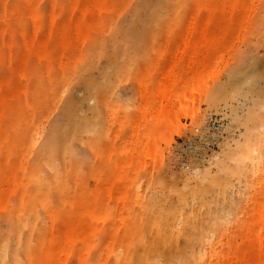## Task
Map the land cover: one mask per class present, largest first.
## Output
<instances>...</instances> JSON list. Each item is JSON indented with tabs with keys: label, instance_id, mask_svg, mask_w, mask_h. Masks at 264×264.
Segmentation results:
<instances>
[{
	"label": "rangeland",
	"instance_id": "1",
	"mask_svg": "<svg viewBox=\"0 0 264 264\" xmlns=\"http://www.w3.org/2000/svg\"><path fill=\"white\" fill-rule=\"evenodd\" d=\"M169 76L191 116L132 169ZM0 108V264L264 257V0H0ZM68 216L95 231L68 244Z\"/></svg>",
	"mask_w": 264,
	"mask_h": 264
},
{
	"label": "bare ground",
	"instance_id": "2",
	"mask_svg": "<svg viewBox=\"0 0 264 264\" xmlns=\"http://www.w3.org/2000/svg\"><path fill=\"white\" fill-rule=\"evenodd\" d=\"M204 46L203 43H200V45L194 46L195 49H197L196 52L202 50V47ZM187 47L185 46V49ZM212 48H213V44H212ZM209 50V48H208ZM185 51V50H183ZM182 51V52H183ZM207 54V53H206ZM204 54V55H206ZM204 57V56H203ZM205 58V57H204ZM204 58H202V60H204ZM204 63V61L202 62ZM175 70L173 69V72ZM174 80V79H173ZM173 80L170 79V76L166 79L165 83H162L161 86H159V88L156 91V94H161L162 95H168V99L165 101H163L162 103H160L159 106L156 107V109L154 110V112H152L151 114V120H153L152 124H149V116L147 118V115H145V117L143 118V122L141 124L140 130H139V134L143 135L142 136V140L136 138L134 140V146L131 148V150L127 153V157H129V160L131 162V168H140L142 165L146 166L147 164V159L148 158H153L156 156L157 154V147L156 144L158 142L159 139L163 138L164 140L168 139V136L166 135V132L169 130L170 127L175 125V122H177L176 118H179V115L181 114H185L190 115V112L187 111L188 108V104L187 102L189 100H194L193 95L190 96L192 94V92L195 91V89L199 86V84H193L191 83L188 88L186 87L184 92H182L179 96H177V103L179 104V108L175 109L174 107L170 106L171 105V94H172V90H173V86L174 83L172 82ZM6 91L3 93L5 94ZM151 96V94H150ZM151 107V106H150ZM152 107H154V105H152ZM1 110V108H0ZM149 113V112H148ZM189 116V117H190ZM194 117V116H192ZM174 118V119H173ZM17 138H15V140H17L19 142L20 140H28L29 135L23 134L22 132H17L16 133ZM142 141V144H144V149L143 150H137V146L138 144H140ZM17 142V144H18ZM137 161H138V167H137ZM125 171H127L125 169ZM121 173V169L119 170H115V174L118 176ZM262 210L264 211V203L262 206ZM74 213L79 214V209H75ZM18 215V214H17ZM19 216V215H18ZM75 218V217H72ZM70 220V217L68 216V222ZM186 220V219H185ZM184 220V221H185ZM259 220L262 221V225L260 226V229L258 230V237L261 241L260 245L262 246L264 243L263 239H264V214L260 215ZM187 221V220H186ZM27 223V220L25 218H20V217H16L15 219L13 218V222H11V224H13V230H19L20 226H23ZM186 223V222H185ZM188 225V223H186ZM95 231V228H91L89 224H86L85 222H82L80 219L76 218L74 219L72 222L68 223V228L66 229L65 232V237L66 240L68 241V244L73 243V241L75 240V238L77 236H82L83 238L90 235L91 233H93ZM160 231V228L158 230V232ZM161 233V231L159 232ZM164 234V232H163ZM161 235V234H159ZM165 236L163 235V238ZM201 237V236H200ZM166 240L165 238L163 239V241ZM202 240V239H201ZM125 242V241H123ZM128 243V242H127ZM94 243L90 242L86 245V247L90 250L93 248ZM141 245V244H140ZM154 245V244H152ZM151 245V247H152ZM121 246V245H119ZM145 246V245H144ZM140 247V246H136L135 250H134V254L133 257L128 259L126 261L127 264H161V259L159 257V255H154V254H150V256H148V252L150 251V249H152L151 247ZM129 248V246H127V249ZM63 249L66 250H71L72 246L71 245H67L65 246ZM108 249L112 250L113 255H114V264H120L122 259H126L128 254H124L122 255L121 253H119L116 249L108 246ZM203 249V248H202ZM206 252L200 250H192V252L189 254V256L181 263V264H198V262L202 259H204ZM264 255V253H263ZM216 258H217V262L216 264H227L224 263V256H218L216 254ZM241 262L240 264H248V258L247 255L245 254V252L242 253L241 255ZM258 264H264V257L262 258V260L258 263Z\"/></svg>",
	"mask_w": 264,
	"mask_h": 264
},
{
	"label": "built area",
	"instance_id": "3",
	"mask_svg": "<svg viewBox=\"0 0 264 264\" xmlns=\"http://www.w3.org/2000/svg\"><path fill=\"white\" fill-rule=\"evenodd\" d=\"M214 125H215V124L213 123V124H212V127H214Z\"/></svg>",
	"mask_w": 264,
	"mask_h": 264
}]
</instances>
